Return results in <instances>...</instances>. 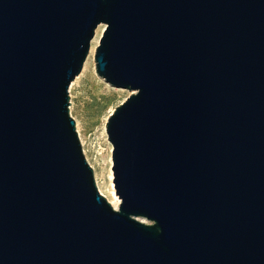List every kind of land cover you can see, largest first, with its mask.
Returning <instances> with one entry per match:
<instances>
[{"label": "water", "instance_id": "95a60500", "mask_svg": "<svg viewBox=\"0 0 264 264\" xmlns=\"http://www.w3.org/2000/svg\"><path fill=\"white\" fill-rule=\"evenodd\" d=\"M99 24L117 209L69 114ZM0 264H264V0H0Z\"/></svg>", "mask_w": 264, "mask_h": 264}, {"label": "rangeland", "instance_id": "374dc122", "mask_svg": "<svg viewBox=\"0 0 264 264\" xmlns=\"http://www.w3.org/2000/svg\"><path fill=\"white\" fill-rule=\"evenodd\" d=\"M103 27L104 24L96 27L82 68L69 84L68 95L69 114L75 121L83 155L93 170L98 191L111 204L112 197L104 186L103 176L112 165L111 143L107 139L105 124L109 114L131 91L110 85L95 71L94 51ZM119 201L118 198L115 209Z\"/></svg>", "mask_w": 264, "mask_h": 264}, {"label": "bare ground", "instance_id": "6f19581e", "mask_svg": "<svg viewBox=\"0 0 264 264\" xmlns=\"http://www.w3.org/2000/svg\"><path fill=\"white\" fill-rule=\"evenodd\" d=\"M92 42V41H91ZM104 171V170H103ZM106 171V170H105ZM104 186L106 187L108 193L111 195V204L115 208L118 202V198L115 195L114 186L112 182V172L111 169L107 170L104 174Z\"/></svg>", "mask_w": 264, "mask_h": 264}]
</instances>
